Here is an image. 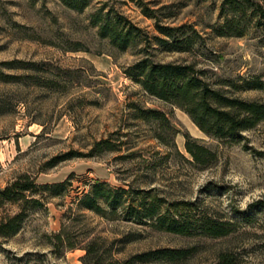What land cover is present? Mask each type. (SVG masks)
I'll list each match as a JSON object with an SVG mask.
<instances>
[{
  "label": "rangeland",
  "instance_id": "374dc122",
  "mask_svg": "<svg viewBox=\"0 0 264 264\" xmlns=\"http://www.w3.org/2000/svg\"><path fill=\"white\" fill-rule=\"evenodd\" d=\"M145 1L153 8L171 6L176 15L164 22L192 24L205 38L192 52L150 49L153 61L194 62L213 87L264 100L263 90L230 85L264 80V19L261 26L251 24L242 37H219L211 26L220 21L221 0ZM255 1L264 10V0ZM113 3L150 35L156 34L153 19L142 15L134 2ZM95 6L93 2L77 12L59 0H0V61L36 64L31 70H7L20 79L0 82V101L10 110L0 115V188L21 174L38 184L66 179L71 184L63 194L45 198L22 229L2 242L0 264H83L84 242H108L128 232L136 239L114 257L197 245L191 258L177 264H215L221 251L231 252L238 264H264V120L235 144L205 135L181 109L148 96L124 74V67L142 57L140 47L120 52L100 39L88 21ZM50 80L58 84L47 86ZM129 102L167 115L170 129L162 131L164 143L154 137L155 123L131 118ZM185 134L215 151L216 163L203 170L192 166ZM104 138L120 149L88 156L92 144ZM150 179L153 183H146ZM94 181L156 187L167 200L196 201L209 215L235 224V231L216 239L187 237L78 211L77 198ZM255 195L261 199L239 210L246 196ZM15 209L5 205L0 218ZM63 226L82 243L56 256L49 236Z\"/></svg>",
  "mask_w": 264,
  "mask_h": 264
},
{
  "label": "trees",
  "instance_id": "16d2710c",
  "mask_svg": "<svg viewBox=\"0 0 264 264\" xmlns=\"http://www.w3.org/2000/svg\"><path fill=\"white\" fill-rule=\"evenodd\" d=\"M59 1L77 12H83L95 2L96 6L89 14L88 21L90 26L96 28L97 36L120 52L140 47L142 57L124 67V74L148 96L181 109L205 135L230 145L235 144L239 142L243 132L264 120V100L241 98L229 94L227 90L213 87L204 77V71L197 68L194 62H155L151 59L150 49L183 53L192 52L205 44V38L194 25H170L163 21L176 15L171 6L153 8L145 0H129L137 5L142 15L153 19L156 34L150 35L126 16L113 0ZM122 1L125 3L127 0ZM219 19L218 23L211 26L215 36L242 37L251 24H263L264 10L255 0H221ZM35 66L34 62L23 60L0 61V82L12 83L20 79L15 74L7 73V70H31ZM57 84L58 82L50 80L47 86ZM230 85L237 90L264 91V80L260 78L245 79L240 85L230 82ZM3 105L5 103L0 101V115L10 111ZM127 106L132 119L155 123L154 137L164 143L162 131L170 129L167 115L157 109L142 107L136 102H129ZM184 137V148L190 158L187 161L192 166L203 170L216 163L215 151L189 134ZM119 149L120 144L111 138H104L92 144L88 156ZM153 181L150 179L146 183L151 184ZM70 185L68 179L51 184H38L31 176L21 174L0 188V209L5 205L16 207L14 211L0 218V246L4 240L22 229L32 210L44 206L45 198L63 194ZM76 208L78 211L93 212L107 220L122 219L157 231L187 237L216 239L227 237L235 231V224L209 215L196 201L167 200L159 194L156 187L143 188L131 183H127L126 187H115L106 181H94L77 198ZM71 235L66 226H63L59 232L49 236V243L56 256H61L65 249L81 245L82 242L73 240L74 235ZM135 239L132 232L108 242L93 238L82 244L85 253L80 260L83 264H177L188 260L198 250L197 245L159 247L124 258L114 257V253H120L127 243ZM215 264L238 262L231 252L221 251Z\"/></svg>",
  "mask_w": 264,
  "mask_h": 264
},
{
  "label": "clouds",
  "instance_id": "9594fccd",
  "mask_svg": "<svg viewBox=\"0 0 264 264\" xmlns=\"http://www.w3.org/2000/svg\"><path fill=\"white\" fill-rule=\"evenodd\" d=\"M261 199L260 195L255 196H246L245 200L241 203L240 209L241 211L247 210L249 204L254 203L255 201Z\"/></svg>",
  "mask_w": 264,
  "mask_h": 264
}]
</instances>
